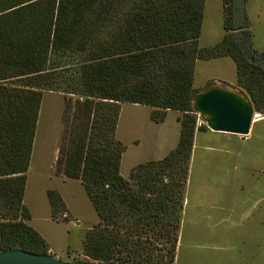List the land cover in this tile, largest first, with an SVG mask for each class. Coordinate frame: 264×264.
<instances>
[{"label": "trees", "instance_id": "1", "mask_svg": "<svg viewBox=\"0 0 264 264\" xmlns=\"http://www.w3.org/2000/svg\"><path fill=\"white\" fill-rule=\"evenodd\" d=\"M247 0H222V40L198 47L205 0H0V252L48 255L23 205L43 92L65 98L56 160L79 180L98 222L73 264H173L197 117L199 60L228 57L235 85L264 114V53L252 43ZM121 104L148 107L162 123L179 113L164 158L120 176L126 147L115 132ZM52 219L66 208L47 192Z\"/></svg>", "mask_w": 264, "mask_h": 264}, {"label": "rangeland", "instance_id": "2", "mask_svg": "<svg viewBox=\"0 0 264 264\" xmlns=\"http://www.w3.org/2000/svg\"><path fill=\"white\" fill-rule=\"evenodd\" d=\"M246 12L253 46L264 53V0H247ZM224 33L222 0H205L198 47H214ZM235 82V64L228 57L195 64L198 94L212 86L242 91ZM66 97L75 98L55 92L42 94L23 205L30 214L25 223L48 243L53 252L48 255L72 263L87 260L84 237L98 218L81 182L64 177L61 168L57 170L66 128ZM147 112L141 106L120 105L115 138L126 147L120 162V176L126 180L132 168L146 160L157 161L154 159L162 157L168 146L176 144L178 113L168 114L164 138L154 147L150 139L156 131ZM260 114L263 118L252 123L245 137L213 132L204 125L198 128L173 264H264V114ZM49 191H56L66 208L56 220L52 219Z\"/></svg>", "mask_w": 264, "mask_h": 264}, {"label": "water", "instance_id": "3", "mask_svg": "<svg viewBox=\"0 0 264 264\" xmlns=\"http://www.w3.org/2000/svg\"><path fill=\"white\" fill-rule=\"evenodd\" d=\"M192 109L206 128L213 132L245 137L253 121L262 117L255 112L248 96L232 86H212L198 94ZM0 264H73L50 255H35L21 250L0 252Z\"/></svg>", "mask_w": 264, "mask_h": 264}, {"label": "crops", "instance_id": "4", "mask_svg": "<svg viewBox=\"0 0 264 264\" xmlns=\"http://www.w3.org/2000/svg\"><path fill=\"white\" fill-rule=\"evenodd\" d=\"M234 85V84H233ZM135 106H139V105H135ZM141 107H143V108H145V110H148V112H147V118H148V122H149V124H151V126L154 128V130L156 131H154L155 132V135H153L152 137L153 138H151L150 140H151V142L152 143H150L152 146H156L157 147V143H158V141H160V142H162V139L164 138V129H165V126H166V123H167V117H168V114L170 113V112H173V111H168L167 112V115H166V118H165V120L162 122V123H159V124H156V123H154V122H152L151 120H150V109L148 108V107H144V106H141ZM178 116H179V113H178V115L176 116V124L179 126V123H177V118H178ZM196 117H197V115H196ZM263 117H261V118H259L258 120H261ZM179 129L180 128H178L177 129V135L175 134V137L176 138H174V139H176V144H177V141H178V137H179ZM197 130H196V132H195V136H194V143H193V148H192V153H191V156H190V163H191V161H192V157L194 156V154H195V151H196V143H197V141H198V128H196ZM230 136H231V134H229ZM161 137V138H160ZM154 138H155V140H154ZM160 138V139H159ZM173 142V141H172ZM176 144H171V146H168L169 148L168 149H166V150H164V152H163V156L162 157H160L159 159H154V160H161L162 158H164L171 150H173L174 148H175V146H176ZM207 145V144H206ZM205 149H204V151H206V150H208V148H207V146H203ZM228 151H226V153H227ZM146 161H150V160H146ZM187 203H188V201L185 199V206L187 205ZM184 206V207H185ZM48 244V243H47ZM49 251L50 252H52L51 251V249H49ZM53 253V252H52Z\"/></svg>", "mask_w": 264, "mask_h": 264}, {"label": "built area", "instance_id": "5", "mask_svg": "<svg viewBox=\"0 0 264 264\" xmlns=\"http://www.w3.org/2000/svg\"><path fill=\"white\" fill-rule=\"evenodd\" d=\"M201 126H203V124L197 120V123H196V128H200Z\"/></svg>", "mask_w": 264, "mask_h": 264}, {"label": "bare ground", "instance_id": "6", "mask_svg": "<svg viewBox=\"0 0 264 264\" xmlns=\"http://www.w3.org/2000/svg\"><path fill=\"white\" fill-rule=\"evenodd\" d=\"M256 121H258V119H257V120H255V121H253V122H256Z\"/></svg>", "mask_w": 264, "mask_h": 264}]
</instances>
